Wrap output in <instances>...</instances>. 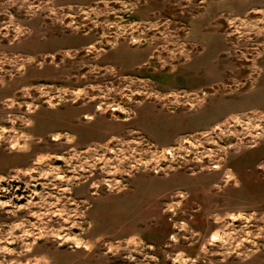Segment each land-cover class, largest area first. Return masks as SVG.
Returning <instances> with one entry per match:
<instances>
[{"label": "rangeland", "instance_id": "1", "mask_svg": "<svg viewBox=\"0 0 264 264\" xmlns=\"http://www.w3.org/2000/svg\"><path fill=\"white\" fill-rule=\"evenodd\" d=\"M0 93L58 192L0 264H264V0H0Z\"/></svg>", "mask_w": 264, "mask_h": 264}, {"label": "flooded vegetation", "instance_id": "2", "mask_svg": "<svg viewBox=\"0 0 264 264\" xmlns=\"http://www.w3.org/2000/svg\"><path fill=\"white\" fill-rule=\"evenodd\" d=\"M69 96L72 95L69 94ZM95 99L96 97L92 102L75 104L76 101H71V98H69V101H71L69 102V128L79 129L82 127L79 123L80 118L87 119V116L83 114L77 116L78 118H73L71 108L80 109L90 106L94 112L99 111L103 102L100 103ZM74 104L75 106H73ZM36 121L39 124L41 123L40 115H37ZM9 147L11 145L6 148ZM37 161L38 157H0V243L5 242L10 245L11 242L7 240H25L23 232L29 229H24V227L34 226L33 228L36 229V226L40 224V215L43 213L41 210L49 209L46 204L55 203L54 201L57 199L58 192L54 182L55 179L52 177L48 179L47 176L42 174L45 166H51L47 163L41 166ZM61 161L60 158H55L52 162L60 164ZM37 233L33 232L34 235ZM34 238L36 237L34 236ZM13 244L15 243L13 242ZM16 245L15 250L22 246L19 243H16ZM6 254L13 256L12 260L27 264V261L24 263L26 260L24 257L20 258L24 254L20 255L19 252L12 255L6 252Z\"/></svg>", "mask_w": 264, "mask_h": 264}, {"label": "bare ground", "instance_id": "3", "mask_svg": "<svg viewBox=\"0 0 264 264\" xmlns=\"http://www.w3.org/2000/svg\"><path fill=\"white\" fill-rule=\"evenodd\" d=\"M35 15H37V14H35ZM36 19H38V21L41 19L40 17H36L34 20H36ZM72 228H74V227H72Z\"/></svg>", "mask_w": 264, "mask_h": 264}]
</instances>
